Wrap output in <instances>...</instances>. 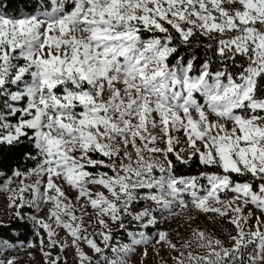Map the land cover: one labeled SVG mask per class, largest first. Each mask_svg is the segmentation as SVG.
<instances>
[{
	"label": "snow or ice",
	"instance_id": "snow-or-ice-1",
	"mask_svg": "<svg viewBox=\"0 0 264 264\" xmlns=\"http://www.w3.org/2000/svg\"><path fill=\"white\" fill-rule=\"evenodd\" d=\"M0 264H264V0H0Z\"/></svg>",
	"mask_w": 264,
	"mask_h": 264
}]
</instances>
